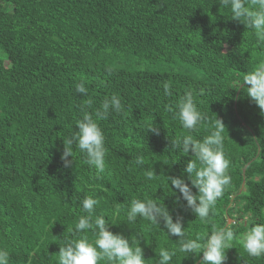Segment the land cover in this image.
Wrapping results in <instances>:
<instances>
[{
    "label": "trees",
    "instance_id": "obj_1",
    "mask_svg": "<svg viewBox=\"0 0 264 264\" xmlns=\"http://www.w3.org/2000/svg\"><path fill=\"white\" fill-rule=\"evenodd\" d=\"M261 59L264 46L218 0H0V248L9 252L8 264H57L59 245L72 238L69 229L84 214L80 201L88 195L99 200L94 217L103 214L110 231L139 241L145 264H157L161 248L178 249L179 238L165 233L163 221L129 222L133 198L164 204L174 221L181 218L187 239H206L213 226L231 228L236 238L224 264H264L240 239L264 223V115L243 81ZM144 63L185 66L199 75L138 67ZM81 81L87 95L76 92ZM165 82H171L169 96ZM186 91L208 118L194 130L174 117ZM112 95L122 111L97 121L105 171L97 176L75 145L74 164L65 167L61 156L78 131L81 106L91 99L86 110L95 119ZM215 117L226 126L232 183L215 214L201 221L182 207L186 201L165 177L183 175L191 186L183 169L195 157L171 150L172 139L202 140ZM152 124L158 135L146 131ZM149 170L160 176L149 179ZM81 234L95 239L90 230ZM185 256L177 250L171 264L202 259V253Z\"/></svg>",
    "mask_w": 264,
    "mask_h": 264
},
{
    "label": "clouds",
    "instance_id": "obj_2",
    "mask_svg": "<svg viewBox=\"0 0 264 264\" xmlns=\"http://www.w3.org/2000/svg\"><path fill=\"white\" fill-rule=\"evenodd\" d=\"M219 4L230 11L231 19L243 24L256 37L257 46H264V0H218ZM244 84L247 86V94L251 100L260 108L264 115V59H261L254 70L243 76ZM164 94L171 95V82L163 84ZM78 94L87 95L88 89L81 81L75 85ZM93 101L88 99L85 106H81V116L75 125L78 131H72L67 137V146L61 156L65 167L74 164V153L72 145H75L80 154L83 155V163L96 170V175L105 171V136L97 121L107 119L111 112L120 113L123 105L118 96L112 95L105 98L93 114L86 108H91ZM169 111H173L171 107ZM174 117L179 120L181 126L186 130H194L198 125L207 121L194 100L193 93L186 91L175 105ZM226 126L222 119L215 117V122L210 134L202 140L194 139L192 135H184L179 139H172L171 150L182 151L186 155L191 152L195 159L187 162L183 172L187 174L191 186L185 182L183 175L167 176L172 189L178 190L180 198L186 201L182 205L190 210L201 221L207 220L210 215L215 214L217 200L221 198L227 186L232 183V177L228 174L230 160L226 158L223 150V135ZM146 131L159 134V129L153 124ZM71 157V159H69ZM136 164L144 163L143 157L136 158ZM149 179L156 175L154 171H147ZM193 187L197 192L193 193ZM178 198V200L180 199ZM99 200L93 195H88L80 201L81 211L84 213L78 218L73 229H69L71 239L64 240L59 245L57 264H145L143 249L139 246L137 239L130 240L120 233L109 230L106 217L101 214L94 217L95 206ZM148 220L153 225H159L163 221L165 232L169 237H178V249L159 250L157 264H171L177 250L180 253L200 254L202 259L199 264H224L226 261V250L231 247V242L236 238L231 228H217L203 236L197 235L194 239L185 238L184 226L181 218L175 221L164 204H158L154 199L133 198L127 210V220L135 222L137 217ZM90 230L94 241H90L86 235ZM243 249L251 257L264 256V223H255L250 226L240 237ZM201 241H204L201 243ZM9 252L0 248V264H8Z\"/></svg>",
    "mask_w": 264,
    "mask_h": 264
},
{
    "label": "rangeland",
    "instance_id": "obj_3",
    "mask_svg": "<svg viewBox=\"0 0 264 264\" xmlns=\"http://www.w3.org/2000/svg\"><path fill=\"white\" fill-rule=\"evenodd\" d=\"M138 67L151 69V70L162 69V70H167V71H183V72L191 73L195 76L199 75V73H197L196 71L190 70L189 67H185V66L184 67H172L165 63H153V64L144 63V64L139 65ZM229 221L233 222L232 219H229Z\"/></svg>",
    "mask_w": 264,
    "mask_h": 264
}]
</instances>
